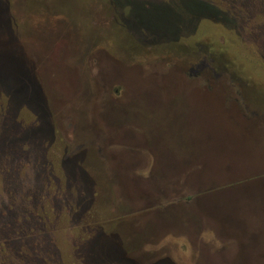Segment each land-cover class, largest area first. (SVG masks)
Wrapping results in <instances>:
<instances>
[{"label":"rangeland","instance_id":"374dc122","mask_svg":"<svg viewBox=\"0 0 264 264\" xmlns=\"http://www.w3.org/2000/svg\"><path fill=\"white\" fill-rule=\"evenodd\" d=\"M96 230L264 264V0H0V264H122Z\"/></svg>","mask_w":264,"mask_h":264},{"label":"flooded vegetation","instance_id":"af4514ba","mask_svg":"<svg viewBox=\"0 0 264 264\" xmlns=\"http://www.w3.org/2000/svg\"><path fill=\"white\" fill-rule=\"evenodd\" d=\"M104 54V53H103ZM102 56V54H98V52H95V53H93L92 55H91V57H101ZM125 73V72H124ZM126 75H128L127 73H125ZM133 81H135V79L133 80ZM135 83V82H134ZM133 83V84H134ZM113 92H114V94L115 93H119V92H121V90L120 89H118V87H114L113 88ZM163 94V93H162ZM114 96H116L117 97V95L115 94ZM163 96H164V94H163ZM164 98H165V96H164ZM165 100H168V102L169 101H171L172 99H167V98H165ZM158 101H160L161 102V104H159V105H157V109H156V111H159V112H163L164 110H165V105L162 103L163 101H162V99L161 100H158ZM173 101V100H172ZM147 106H150V105H147ZM171 110H172V112H174V113H176V117L178 118V119H182L181 118V116L179 115H177V113L178 112H184V108L181 106V104L180 103H177V104H171ZM160 116V115H159ZM159 116H158V118L156 119V120H158L159 121ZM163 116V114L161 115V117ZM127 114H123V118L122 119H118L117 121H119L120 123H121V125H124V124H127V123H130V122H132L131 120H128L127 119ZM183 123H184V121H183ZM188 133H189V130L187 131ZM142 139V141L141 142H137V143H139L138 145H141L142 146V143L145 141L143 138H141ZM137 143H136V145H137ZM142 148V147H141ZM123 150H124V148H122ZM132 150H129V152L132 154L133 152H131ZM133 157H132V159H134L135 161H137V159L140 157V160H142V161H144V159H143V157L144 158H146V155H148L150 158H151V160L153 161L152 162V164L151 165H154V166H156L155 164V162L154 161H157L158 159H160L161 157H159V156H161V154H160V152L159 153H157V151L155 152V155L150 151H142V150H136V152H134L133 154ZM172 161H174L173 159H172ZM172 164V163H171ZM151 168V167H150Z\"/></svg>","mask_w":264,"mask_h":264},{"label":"trees","instance_id":"16d2710c","mask_svg":"<svg viewBox=\"0 0 264 264\" xmlns=\"http://www.w3.org/2000/svg\"><path fill=\"white\" fill-rule=\"evenodd\" d=\"M228 28H230V26H228ZM186 166H185V169H186ZM188 167H191V164L188 165ZM191 170H193V169H191ZM154 184H156V183H154ZM146 185H148V184H146ZM149 185H151V184H149ZM156 186H159V185L156 184ZM151 187H153V185ZM155 188H156V191H157V187H155ZM106 234H108V233H106V232H104L102 230H96L93 233V236L91 237V239L89 241V247H88V252H89L88 254H89V258L90 259H92L93 261H97L98 263L109 261L110 259H112V260H116L118 262H122V264H137L135 259L129 255L130 253H127V251H125V250H121L117 254L116 258H114V257L113 258H109V259L102 258V256L100 255L102 253V251H100V248L102 246L101 245L102 244L101 243L102 242V238L107 237Z\"/></svg>","mask_w":264,"mask_h":264}]
</instances>
